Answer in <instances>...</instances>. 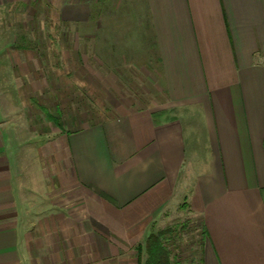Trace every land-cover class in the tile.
Wrapping results in <instances>:
<instances>
[{
	"label": "crops",
	"instance_id": "crops-1",
	"mask_svg": "<svg viewBox=\"0 0 264 264\" xmlns=\"http://www.w3.org/2000/svg\"><path fill=\"white\" fill-rule=\"evenodd\" d=\"M140 2L163 103L60 136L32 223L0 121V264H138L176 210L202 223L200 264H264V0Z\"/></svg>",
	"mask_w": 264,
	"mask_h": 264
},
{
	"label": "rangeland",
	"instance_id": "rangeland-1",
	"mask_svg": "<svg viewBox=\"0 0 264 264\" xmlns=\"http://www.w3.org/2000/svg\"><path fill=\"white\" fill-rule=\"evenodd\" d=\"M145 12L140 0H24L0 12V121L15 179L24 178L27 223L28 185L49 175L60 136L163 103ZM43 186L34 209L47 211ZM182 211L165 228L172 264H200L202 223ZM138 247L128 255L145 264Z\"/></svg>",
	"mask_w": 264,
	"mask_h": 264
},
{
	"label": "trees",
	"instance_id": "trees-1",
	"mask_svg": "<svg viewBox=\"0 0 264 264\" xmlns=\"http://www.w3.org/2000/svg\"><path fill=\"white\" fill-rule=\"evenodd\" d=\"M169 229L151 234L146 241L147 259L145 264H172L171 252L166 244ZM139 252L142 248L139 246Z\"/></svg>",
	"mask_w": 264,
	"mask_h": 264
}]
</instances>
